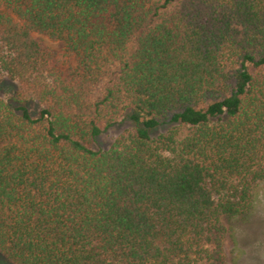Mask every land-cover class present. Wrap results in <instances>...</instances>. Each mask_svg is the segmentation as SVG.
Instances as JSON below:
<instances>
[{"label": "trees", "instance_id": "1", "mask_svg": "<svg viewBox=\"0 0 264 264\" xmlns=\"http://www.w3.org/2000/svg\"><path fill=\"white\" fill-rule=\"evenodd\" d=\"M0 72L5 261L226 264L264 182V0H0Z\"/></svg>", "mask_w": 264, "mask_h": 264}, {"label": "rangeland", "instance_id": "2", "mask_svg": "<svg viewBox=\"0 0 264 264\" xmlns=\"http://www.w3.org/2000/svg\"><path fill=\"white\" fill-rule=\"evenodd\" d=\"M39 41L51 50L61 51L63 46L59 42H53L45 37L38 36ZM18 85L9 77L0 72V98H10ZM39 110V104L33 102L30 111L34 117ZM104 120L102 126H105ZM129 128L126 120L120 118L110 126L105 127L98 137L95 148L108 149L114 139L124 130ZM161 128L156 132H165ZM228 228V236L223 244V254L226 264H264V182L257 187L253 209L245 219H234L224 222ZM0 264H10L0 256Z\"/></svg>", "mask_w": 264, "mask_h": 264}]
</instances>
